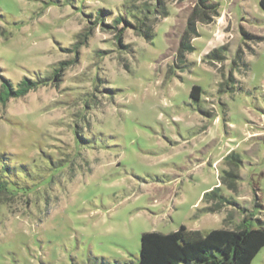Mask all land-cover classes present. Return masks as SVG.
Segmentation results:
<instances>
[{
    "label": "rangeland",
    "instance_id": "obj_1",
    "mask_svg": "<svg viewBox=\"0 0 264 264\" xmlns=\"http://www.w3.org/2000/svg\"><path fill=\"white\" fill-rule=\"evenodd\" d=\"M260 1L0 0V92L38 81L0 101V264H144L182 225H264ZM216 187L234 204L205 212Z\"/></svg>",
    "mask_w": 264,
    "mask_h": 264
},
{
    "label": "trees",
    "instance_id": "obj_2",
    "mask_svg": "<svg viewBox=\"0 0 264 264\" xmlns=\"http://www.w3.org/2000/svg\"><path fill=\"white\" fill-rule=\"evenodd\" d=\"M219 4L210 6V9H214V13L217 14ZM260 6L264 10V0L260 1ZM108 11V10H104ZM202 12H204L202 10ZM167 13V12H166ZM206 14V12H204ZM132 19H136L135 24H132L127 18L119 16L115 21L125 22L127 25L134 27L138 33L146 35L150 38L153 36V26L147 24L138 15H134ZM193 20L190 22V28L193 29ZM192 49V46L188 43L187 39L183 37L182 50L180 52L183 56L184 49ZM218 51H214L216 56ZM244 54L238 53L237 59L242 61ZM238 64L237 61L234 62ZM63 68L56 69L53 78L61 77ZM45 82V80L43 81ZM38 81L33 79H27L19 82L17 86L12 85L9 81H6L4 89L0 92V101L6 102L9 98L22 97L31 88L37 86ZM202 92V88L199 85H195L191 91V97L199 99ZM235 157L234 154H229L227 158ZM0 170V196H3L10 191L19 189L18 182L14 181L11 177L6 175ZM225 178L223 182L228 184L229 188H234L235 182L231 178H237L232 171L225 172ZM220 187H216L213 190L207 192L204 199L208 203L216 200L217 204L207 206L204 208L205 212H216L221 210L222 206L227 204H234L229 197L220 192ZM2 202H0L1 204ZM181 239L185 242L183 245L176 244V248L181 255L173 252L171 246L153 240L149 251L141 255V263L154 264L159 262L160 259H166V264H250L252 259L257 253L264 247V225L259 228L252 227L247 219H244L242 224L234 229L220 228L214 229L204 234L200 230H190L186 226L182 225L180 228Z\"/></svg>",
    "mask_w": 264,
    "mask_h": 264
}]
</instances>
